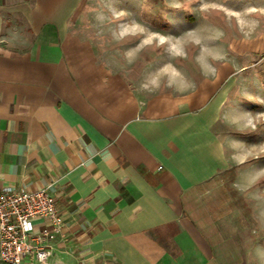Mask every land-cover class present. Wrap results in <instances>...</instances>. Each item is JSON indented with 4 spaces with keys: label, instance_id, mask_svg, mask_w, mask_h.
Returning <instances> with one entry per match:
<instances>
[{
    "label": "crops",
    "instance_id": "obj_1",
    "mask_svg": "<svg viewBox=\"0 0 264 264\" xmlns=\"http://www.w3.org/2000/svg\"><path fill=\"white\" fill-rule=\"evenodd\" d=\"M78 1L0 0V186L54 195L49 264H220L197 211L223 168L215 111L99 60Z\"/></svg>",
    "mask_w": 264,
    "mask_h": 264
},
{
    "label": "rangeland",
    "instance_id": "obj_2",
    "mask_svg": "<svg viewBox=\"0 0 264 264\" xmlns=\"http://www.w3.org/2000/svg\"><path fill=\"white\" fill-rule=\"evenodd\" d=\"M78 2L73 28L93 44L99 60L140 88L180 86L205 99L199 110L215 111L223 168L211 204L197 207L198 215L212 225L220 264H260L264 0Z\"/></svg>",
    "mask_w": 264,
    "mask_h": 264
},
{
    "label": "built area",
    "instance_id": "obj_3",
    "mask_svg": "<svg viewBox=\"0 0 264 264\" xmlns=\"http://www.w3.org/2000/svg\"><path fill=\"white\" fill-rule=\"evenodd\" d=\"M36 219L47 222L36 227ZM63 217L50 189L0 186V262L49 264L53 243L63 233Z\"/></svg>",
    "mask_w": 264,
    "mask_h": 264
},
{
    "label": "clouds",
    "instance_id": "obj_4",
    "mask_svg": "<svg viewBox=\"0 0 264 264\" xmlns=\"http://www.w3.org/2000/svg\"><path fill=\"white\" fill-rule=\"evenodd\" d=\"M260 176H264V171H261L258 174L257 178H259ZM256 199L261 204L258 215L260 218L264 219V191H261L260 193H258L256 196ZM260 252H261L260 264H264V248H262Z\"/></svg>",
    "mask_w": 264,
    "mask_h": 264
},
{
    "label": "bare ground",
    "instance_id": "obj_5",
    "mask_svg": "<svg viewBox=\"0 0 264 264\" xmlns=\"http://www.w3.org/2000/svg\"><path fill=\"white\" fill-rule=\"evenodd\" d=\"M209 1H212V0H209ZM218 1V0H217ZM216 2V1H215ZM222 3V2H221Z\"/></svg>",
    "mask_w": 264,
    "mask_h": 264
}]
</instances>
